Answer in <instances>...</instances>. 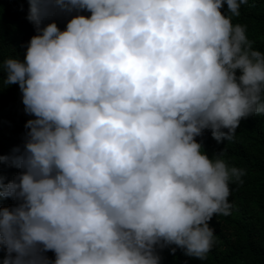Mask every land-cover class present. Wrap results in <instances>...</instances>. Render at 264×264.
<instances>
[{
	"label": "clouds",
	"instance_id": "clouds-1",
	"mask_svg": "<svg viewBox=\"0 0 264 264\" xmlns=\"http://www.w3.org/2000/svg\"><path fill=\"white\" fill-rule=\"evenodd\" d=\"M28 3L36 34L0 62L33 117L0 155L19 169L0 175L16 201L0 206L3 264H161L173 245L206 259L246 170L197 137L232 141L264 115V52L233 23L249 0Z\"/></svg>",
	"mask_w": 264,
	"mask_h": 264
},
{
	"label": "trees",
	"instance_id": "trees-1",
	"mask_svg": "<svg viewBox=\"0 0 264 264\" xmlns=\"http://www.w3.org/2000/svg\"><path fill=\"white\" fill-rule=\"evenodd\" d=\"M29 7L28 0H0V62L10 56L22 59L27 43L36 34L35 26L27 19ZM223 11L228 14L226 4ZM240 12L233 23L246 25L253 47L264 52V0H249L241 5ZM68 18L55 17L61 29ZM6 75L0 70V155H10L14 148L23 146L27 132L24 125L33 118L24 112L19 86L4 83ZM197 139L210 157L223 151L228 166L245 169L246 175L242 184L230 182L231 214L216 215L210 222L215 244L206 259L186 256L179 248L172 254L173 245L157 249L161 264H264V115L242 119L232 141L218 143L207 130ZM18 172L8 164L0 165V175L6 182ZM15 204L11 198L0 201L4 207ZM5 255L6 250L0 251V264ZM47 256L55 258L52 252Z\"/></svg>",
	"mask_w": 264,
	"mask_h": 264
}]
</instances>
